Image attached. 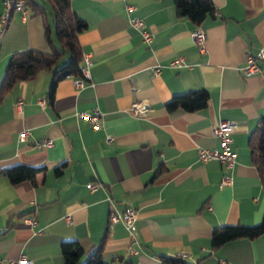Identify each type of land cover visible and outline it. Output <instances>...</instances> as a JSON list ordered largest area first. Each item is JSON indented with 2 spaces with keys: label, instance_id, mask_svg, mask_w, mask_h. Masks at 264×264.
Masks as SVG:
<instances>
[{
  "label": "crops",
  "instance_id": "0c3cea01",
  "mask_svg": "<svg viewBox=\"0 0 264 264\" xmlns=\"http://www.w3.org/2000/svg\"><path fill=\"white\" fill-rule=\"evenodd\" d=\"M209 2L212 14L197 26L175 16L172 0H69L86 24L77 38L82 62L90 60L84 85L60 80L48 104L52 75L41 71L1 99L0 171L43 168L32 181L13 185L0 172V264L21 256L31 264H63L62 242L75 241L83 258L101 239L105 264H159L161 256L193 264H264V234L214 251L209 245L212 229L258 225L264 215V191L247 141L264 116V68L251 77L241 73L245 56L264 46V0ZM126 4L135 6L132 15L152 33L148 45L129 27ZM17 15L0 23V79L12 53L48 50L40 18L20 21ZM196 29L204 32V54L190 38ZM178 57L186 66L167 67ZM155 65L161 70L153 76ZM194 90L209 94L202 110H165L168 99ZM133 104L148 110L133 117ZM95 109L101 112L96 130L74 117ZM221 120L234 126L231 149L237 155L231 185L223 187L225 168L215 160L202 163L196 153L219 148L212 128ZM21 130L28 133L23 143ZM106 136L112 140L105 142ZM42 139L52 140L50 148L34 147ZM125 207L137 212L134 244L121 223L106 224L110 211ZM27 218L34 223L25 225Z\"/></svg>",
  "mask_w": 264,
  "mask_h": 264
},
{
  "label": "trees",
  "instance_id": "16d2710c",
  "mask_svg": "<svg viewBox=\"0 0 264 264\" xmlns=\"http://www.w3.org/2000/svg\"><path fill=\"white\" fill-rule=\"evenodd\" d=\"M172 3L175 16L187 18L197 26L207 15L212 14L213 5L209 0H172ZM24 4L30 9V18L38 16L42 21L44 45L48 50L45 53L28 48L9 55L3 67V77L0 79V103L4 94L9 92L15 83L29 81L34 79L39 72L45 71L51 72L52 75L46 91L47 102L50 104L53 101V92L57 82L65 78L73 79L81 76L82 49L77 38L86 24L73 14L69 7V0H25ZM63 58L66 60L59 65ZM208 98L209 94L205 90H194L171 97L163 106L167 112L174 110L195 112L206 106ZM247 141L249 162L255 168L260 187L264 191V116L255 122ZM63 166L65 162L54 167V173L58 174ZM42 168V166L17 165L0 172L13 185L21 181H32L35 174H38ZM262 218L258 225H223L212 229L211 238H209L211 250L220 249L224 244L237 239H253L264 234V215ZM103 243L104 239H101L91 254L81 258L83 251L75 241L62 242L60 251L63 255V264H105L101 258ZM158 260L159 264H193L178 256L169 258L161 256Z\"/></svg>",
  "mask_w": 264,
  "mask_h": 264
},
{
  "label": "built area",
  "instance_id": "2783aa9c",
  "mask_svg": "<svg viewBox=\"0 0 264 264\" xmlns=\"http://www.w3.org/2000/svg\"><path fill=\"white\" fill-rule=\"evenodd\" d=\"M1 6L3 13L0 15V23L3 26L6 25V21L9 19L10 15L13 13H17L18 20L25 21L31 15L30 9H28L24 2L25 0H1ZM136 10L135 6L130 4H126V12L129 15V27L132 28L134 31L136 30L140 34V40L142 43H146L148 45L152 33L147 31L144 27V22L141 18L133 16L132 13ZM190 38L196 46L198 53L204 54V32L196 29L190 34ZM258 52L255 55H246L243 59V68H242V75L252 76L254 74H259L261 70L264 68V46H260L257 50ZM184 59L181 57L175 58L167 63V67L170 68H180L186 66ZM83 64L80 66L81 76L76 77L74 79V84L77 87H82L84 84L83 82L87 79L88 71L87 68L90 64V60L87 56L83 58ZM161 68L158 65L153 67V76L159 74ZM21 102L19 101L16 106H19ZM148 108L143 104H133L131 106L130 115L133 117L138 118V116H143L147 112ZM100 116L101 112L97 109L93 110L91 113L85 114V112H76L74 117L77 119L85 120L91 125L92 130H96L101 127L100 124ZM233 124L231 121L221 120L215 123L213 126V134L214 138L219 143L218 149H196V153L198 156L199 161L202 163L215 160V162L219 163L225 170L227 171L226 174L222 175L220 179L219 186H230L231 185V177L229 175L230 171L233 169V165L236 161L237 155H235L234 151L231 149L232 139L231 135L233 132ZM27 131L21 130L18 132L17 137L19 142H24L27 139ZM112 138L110 136L105 137V142H110ZM51 139H42L37 143H34V147L37 148H50L51 146ZM85 186L88 188L89 191H93L96 189L95 184L93 183H86ZM137 212L132 208H123L121 212H115L114 210L110 211L108 217L106 218V224L108 227L112 225H116L117 223H121L125 228V232L128 236L129 244H134L136 241V236L134 235L135 227V220H136ZM70 216H65L63 221L66 223L70 222ZM25 225H32L34 222L32 218H27L23 220ZM130 254H136L135 249H131ZM15 264H31V261L26 260L25 256H21L16 260Z\"/></svg>",
  "mask_w": 264,
  "mask_h": 264
},
{
  "label": "rangeland",
  "instance_id": "374dc122",
  "mask_svg": "<svg viewBox=\"0 0 264 264\" xmlns=\"http://www.w3.org/2000/svg\"><path fill=\"white\" fill-rule=\"evenodd\" d=\"M65 60H66V59H65V58H63V61H62V62H61L59 65L63 64V62H64ZM59 65H58V66H59Z\"/></svg>",
  "mask_w": 264,
  "mask_h": 264
}]
</instances>
